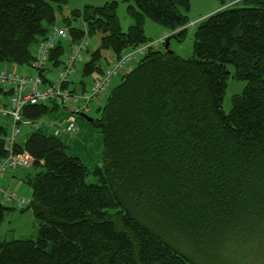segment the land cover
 Returning a JSON list of instances; mask_svg holds the SVG:
<instances>
[{"label":"trees","instance_id":"trees-1","mask_svg":"<svg viewBox=\"0 0 264 264\" xmlns=\"http://www.w3.org/2000/svg\"><path fill=\"white\" fill-rule=\"evenodd\" d=\"M121 1L133 19L126 31L115 0L60 20L66 0H0V64L28 66L32 44L56 24L69 39L51 49L53 66L70 44L98 36L76 66L81 83L126 49L142 54L88 121L103 134L96 183L49 132L38 128L15 143L33 159L34 172L23 178L31 202L19 209H31L37 229L34 237L1 239L0 264H264V0H231L201 19L190 57L164 48L167 38H184L189 0ZM145 18L171 34L148 42ZM159 42L163 48H154ZM228 77L245 83L225 112ZM49 109L57 106L30 104L23 115L34 120ZM13 209L0 201V222Z\"/></svg>","mask_w":264,"mask_h":264},{"label":"built area","instance_id":"built-area-1","mask_svg":"<svg viewBox=\"0 0 264 264\" xmlns=\"http://www.w3.org/2000/svg\"><path fill=\"white\" fill-rule=\"evenodd\" d=\"M69 32L62 25H54L48 34L35 43L33 59L27 70L18 68L16 71L0 67V87L8 93L0 99V118L9 120L7 134L4 138V149L7 152L0 157V201L12 203L13 207L23 208L31 202L30 193L22 194L12 185L5 184L6 176L18 168L31 164L32 157L26 151H15L17 136L28 127L32 120L23 115V109L30 104L52 103L57 109H70L67 123L64 126L52 128V135L71 133L76 129L75 116L83 113L90 115V103L93 100L104 101L105 96L114 84V80L130 65L133 52L119 58H114L110 65H103L102 72L94 77L77 76L76 66L85 61V52L90 45L89 36L70 44L60 56V65L53 66L49 59L51 49L58 40L67 42ZM141 48H138L140 51ZM41 69L46 75H53L49 82H43ZM31 70H35L33 74ZM63 128V129H62ZM20 133V134H19Z\"/></svg>","mask_w":264,"mask_h":264},{"label":"rangeland","instance_id":"rangeland-1","mask_svg":"<svg viewBox=\"0 0 264 264\" xmlns=\"http://www.w3.org/2000/svg\"><path fill=\"white\" fill-rule=\"evenodd\" d=\"M113 0H66L63 3L62 7L56 11V17L60 20L63 16H67L70 14L72 9H81L84 5H94L99 6L103 5L106 2H110ZM116 14L118 18L119 25L122 30L126 31L128 27L133 23V19L128 12V2H123L121 0H115ZM231 0H189V8L184 11L187 15L188 23L187 29L184 38L179 41L175 37H169V49L176 52L182 57H190L192 55V45H193V34L196 25L198 22L204 17L208 16L212 12L221 8L223 4H230ZM183 11V10H182ZM168 28L152 21L150 18L144 19V34L148 38L149 41H156L157 39L164 40L171 34ZM91 39V38H90ZM93 48L98 46V36L92 37ZM152 41V42H153ZM151 42V43H152ZM147 45V44H145ZM154 48H163V44L161 42L152 44ZM92 46V43H90ZM35 43L32 44V52L34 53ZM131 49H126L125 52H131ZM126 55L125 53L121 56ZM120 56V57H121ZM142 54L134 53V60L139 59ZM132 64V63H131ZM6 68H10L15 70L14 68L9 67L7 64L3 65ZM0 66V67H2ZM232 68V66H230ZM23 70H27V65H22ZM34 74L35 70H31ZM49 78L53 79V75H47ZM118 77L115 78V82H117ZM114 82V83H115ZM244 81L237 80L232 77H228L227 86L225 88V93L223 96L222 107L225 112H228L231 107L232 96L236 93H239L243 86ZM4 92V89L2 88ZM8 94V93H5ZM102 102H98L96 100L91 101L90 103V115L91 117L97 119L99 117L98 108L100 107ZM70 114V109H49L46 113L42 114L36 119H32L33 123L26 127L20 134L17 136L16 140L18 142L23 143L29 134L35 130L42 129L43 131L50 132L53 127L64 126L65 122L67 123L68 115ZM29 117V116H28ZM30 118V117H29ZM31 119V118H30ZM9 120L5 119L6 128L8 129ZM76 129L71 133H61L58 135V138L64 142L66 146V152L68 155L78 156L81 160L87 165L89 169V173L86 176V182L88 183H96V177L91 173V171L97 165H102V152H103V134L99 127L92 125L90 122L85 120L81 116H75ZM63 129V128H62ZM7 134V132H6ZM33 159L31 161L30 166L17 169L16 178L13 180V184L9 183L8 185H12L11 187L17 189L22 194L30 193L29 188L26 186H20L18 178L21 176V173L24 171L26 173H33L34 170L32 168ZM22 188V189H21ZM6 203V202H5ZM7 205H12V203H7ZM37 229V220L35 219L31 209L24 208L20 210L17 207H14L13 210L7 211L4 214L2 221L0 222V240L1 239H11V238H26V237H34ZM193 257L195 260L200 261V257L197 255Z\"/></svg>","mask_w":264,"mask_h":264},{"label":"crops","instance_id":"crops-1","mask_svg":"<svg viewBox=\"0 0 264 264\" xmlns=\"http://www.w3.org/2000/svg\"><path fill=\"white\" fill-rule=\"evenodd\" d=\"M9 67H11V68H14L15 70L17 69V67H20V66H17L16 64H7ZM16 173H17V170L16 171H14V172H11V173H9L7 176H6V178H5V184H9V183H12L13 182V180L16 178ZM27 173L26 172H22L21 173V176H19V178H18V182L20 183L18 186H19V188H20V186H27L25 183H24V181H23V178H24V176L26 175ZM13 184V183H12ZM22 189V188H21Z\"/></svg>","mask_w":264,"mask_h":264},{"label":"water","instance_id":"water-1","mask_svg":"<svg viewBox=\"0 0 264 264\" xmlns=\"http://www.w3.org/2000/svg\"><path fill=\"white\" fill-rule=\"evenodd\" d=\"M168 43H169V38H167V39L165 40L164 48L166 49V51H172L171 49H169V45H168ZM82 116H83V117L85 118V120H87V121L92 120V117H91V116H87V115H83V114H82Z\"/></svg>","mask_w":264,"mask_h":264}]
</instances>
